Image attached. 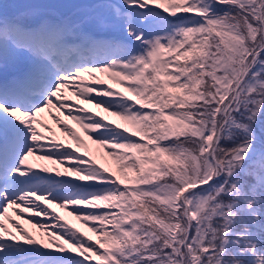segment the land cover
Wrapping results in <instances>:
<instances>
[{"label":"snow or ice","instance_id":"obj_1","mask_svg":"<svg viewBox=\"0 0 264 264\" xmlns=\"http://www.w3.org/2000/svg\"><path fill=\"white\" fill-rule=\"evenodd\" d=\"M96 73L131 95L99 87ZM69 88L135 128L67 112L111 145L122 175L41 143L37 124L52 129L40 115L62 123L51 110L73 107ZM33 156L77 161L66 171L81 182L36 170ZM53 204L83 205L72 213L98 239L67 227ZM9 209L18 220L51 217V236L69 248L48 251L18 221L13 232ZM97 255L103 264H264V0H0V264Z\"/></svg>","mask_w":264,"mask_h":264},{"label":"rangeland","instance_id":"obj_2","mask_svg":"<svg viewBox=\"0 0 264 264\" xmlns=\"http://www.w3.org/2000/svg\"><path fill=\"white\" fill-rule=\"evenodd\" d=\"M96 76L101 81L105 82L104 84L99 85V87H105V88L111 87V89L116 93H125V86L124 85L117 84L115 81H113L112 79H110L108 77H107V79H106V77L104 78L102 76V73H96ZM88 81H89V84H90V81L92 83L94 82V84H95V81L90 77L87 78V82ZM125 94L131 95V93H125ZM94 95H95V93H94ZM65 97H67V99L69 101H72L75 103V105H73V107L70 111L78 112V109L80 107H82L84 109L89 110L90 113L92 112L93 114L92 113L91 114L94 115L95 117H99L100 119H103L106 123H110L113 126L120 125L121 129H123V128L129 129V134L131 132L135 131V128L133 127V125L130 122L124 121L120 117L113 115L110 111H104L103 108L96 107L95 104L86 103L81 98H79V99L76 98V100H74L73 97H77V96L74 95L73 92L70 95L65 96ZM100 98L118 99L119 97L118 96L98 97V99H100ZM52 110H53L54 115L59 117L62 123L58 124L56 122V120L51 116L47 117L46 121L44 123L48 124L50 126V128L52 129V131H49L48 129L44 128L42 125L37 124L38 131L40 133H43V135L45 136L44 140H48V138H51V139H49L50 142L56 141V142H53V144H51L49 146H54L56 144H59V145H61V148L59 149L60 151H64V150L75 151L77 153V155L85 156L87 159H89V161L95 163L97 166L102 167V168H107L109 170V174H111L112 172H116L118 175H122V173L120 172V166H119L118 162L116 161V159L113 156L110 155L111 145H109L108 147L100 146L101 144L95 142V140H90L89 138H86L84 136V133L81 131V124L75 120L70 119L67 115L68 111H62V109L60 111H57L55 108ZM42 118L43 117L40 116V119H42ZM63 125H68L73 130L75 129L76 134L79 133V135L77 134V136H79V138L83 141V144L82 145L78 144L76 139H74L75 141H71V142L68 141L69 139H66L67 138L66 136H68V134L65 133V131H62ZM57 141H59V142H57ZM68 148H70V149H68ZM119 151L128 152L130 150L121 149ZM131 151L136 152V155H138V156L140 155V153L137 152L136 150H131ZM35 160H37V162H39L38 164H35V161L32 160L33 164L36 165L37 169H38V165L41 168H47L48 167L50 169V171H52L55 174H57V173L63 174V176H59L63 179H69V180H72L74 182H81V181H78L76 179L75 174L66 171V169L69 168L72 163H77V161H65L64 164H60L57 162L58 165H55L57 167V169L52 170V167L50 165L49 160L42 159V161H41V160H38L37 158ZM53 160H55V158H53ZM53 160H52V164H54ZM145 166L150 167L151 165L146 164ZM48 173H50V172H48ZM128 174L134 175L133 172H129ZM59 177H57V179H60ZM43 205L45 207L46 206L48 207V205L46 203L45 204L43 203ZM78 207H84V206L78 205ZM72 209L73 208H71V207L56 209V208H53L51 206L49 208V211L53 212L55 214H58L61 217L64 216L62 223H64L67 227H70L73 230L78 231V233L80 235H82L84 238L91 237L92 241L95 242L98 239V233L90 231L91 222H90V224H85L82 219L77 218V216L72 213ZM16 212L17 211H15V213ZM17 216L19 217V215H17ZM28 216H29L28 219H30L29 221H32V223H29V225L26 221L27 218H26L25 214H23V218L19 219V220H18V217L11 216V220L5 221V223L9 229H11L13 232H15L14 228L12 227V222L18 221L22 226L25 227V229H27V231L29 233L34 235L37 239L42 240L43 243H48L50 245V248L47 249L48 251H52V252H56L57 254H61L58 252V246L61 244H64V240H57L55 237L51 236L52 232L58 230L59 226L56 225V222L51 217H45V216L33 217L32 214H29ZM36 220L43 222L45 224V227L40 228L38 226H35ZM109 230H111V229L109 228ZM17 235H20V233H17ZM65 239H66V237H65ZM20 243H24L23 240H21ZM64 247L66 249H68L69 245L64 244ZM63 254L73 255L77 259L83 258L80 256V254L77 251H75V249H70L68 252L63 253ZM89 255H91V254H89ZM87 264H103V262L98 259V255H97V256H92L91 260L88 261Z\"/></svg>","mask_w":264,"mask_h":264},{"label":"bare ground","instance_id":"obj_3","mask_svg":"<svg viewBox=\"0 0 264 264\" xmlns=\"http://www.w3.org/2000/svg\"><path fill=\"white\" fill-rule=\"evenodd\" d=\"M102 76L105 78L106 77V79H107V77L109 78V76L107 75V74H104V73H102ZM91 78V77H90ZM110 80V79H109ZM114 81V80H113ZM118 84V83H117ZM119 86V85H118ZM93 95H94V93H93ZM47 112V111H46ZM46 112H44V113H42L40 116H42V117H44V115H45V113ZM96 118H98V119H100L99 117H96ZM125 121V120H124ZM81 131L84 133V136L86 137V138H89L90 140H95V135H94V133L92 132V130H86L84 127H82L81 126ZM131 131V130H130ZM66 133V132H65ZM64 135V134H63ZM67 137V136H66ZM67 139H69L68 141H75L74 140V138L72 137V136H70V135H68V137H67ZM68 143V142H67ZM100 146H103V145H100ZM49 150H52V148H50ZM33 158V157H32ZM31 157H30V163H32L33 164V159H32ZM36 170H38L37 168H36ZM47 207V206H46ZM52 207L53 208H56V209H62V208H60L59 206H58V204H53L52 205ZM68 207H71V208H74V207H78V205H69Z\"/></svg>","mask_w":264,"mask_h":264}]
</instances>
